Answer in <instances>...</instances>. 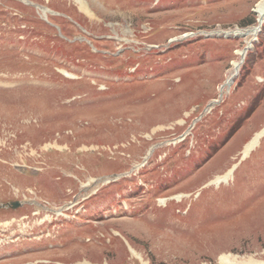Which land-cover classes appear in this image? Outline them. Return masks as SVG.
Returning <instances> with one entry per match:
<instances>
[{
    "label": "rangeland",
    "instance_id": "rangeland-1",
    "mask_svg": "<svg viewBox=\"0 0 264 264\" xmlns=\"http://www.w3.org/2000/svg\"><path fill=\"white\" fill-rule=\"evenodd\" d=\"M260 1L0 0V264L264 262Z\"/></svg>",
    "mask_w": 264,
    "mask_h": 264
},
{
    "label": "bare ground",
    "instance_id": "bare-ground-1",
    "mask_svg": "<svg viewBox=\"0 0 264 264\" xmlns=\"http://www.w3.org/2000/svg\"><path fill=\"white\" fill-rule=\"evenodd\" d=\"M80 5H82V4L80 3ZM83 5H84V4H83ZM256 11H257V13H258L259 26H255L254 28L249 29V30H246V31H241V33H243V34H248V33H249V34H250V33L255 34V33H257V32L259 31V27L263 24V21H264V0H261V1L258 3V5H257V10H256ZM240 53L242 54V56H245V54H246L245 51H242V52H240ZM234 65H235V71H239V68H240L241 64L238 63V62H236ZM228 83H230V79L228 80ZM258 137H259V134L256 135V137L251 141V143L249 142L250 144L247 146V148H245V149H246V151H244L245 154H247L248 151H249L251 148H253L254 144H256V142H257ZM135 167H138V165H136ZM230 174H231V171H230L228 174H226L224 177L218 178V179H217V182H220V181H224V180H226V178H227ZM106 179H109V178H105V180H106ZM100 180H101V179H100ZM105 180L102 178V180L100 181V183H101V184L104 183ZM98 183H99V179H89L85 186L90 187V188L93 189V186L96 185V184H98ZM97 191H98V190H96V189L94 188L93 193H92V194H89V196H92L95 192L97 193ZM178 197H179V196H178ZM159 202H160L161 204H163V203L167 202V198H161V199H159ZM70 204H71V203H70ZM74 205H75V203L72 204V205H69V207H67V209L72 208ZM221 260H222L223 263H233L232 260H231L230 258H228V257H224V256H223V257H221ZM78 263H79V262H78ZM76 264H77V263H76ZM80 264H85V263H80ZM259 264H264V262H263V263H259Z\"/></svg>",
    "mask_w": 264,
    "mask_h": 264
},
{
    "label": "water",
    "instance_id": "water-1",
    "mask_svg": "<svg viewBox=\"0 0 264 264\" xmlns=\"http://www.w3.org/2000/svg\"><path fill=\"white\" fill-rule=\"evenodd\" d=\"M16 206H18V203L17 202L13 203V207H16Z\"/></svg>",
    "mask_w": 264,
    "mask_h": 264
},
{
    "label": "trees",
    "instance_id": "trees-1",
    "mask_svg": "<svg viewBox=\"0 0 264 264\" xmlns=\"http://www.w3.org/2000/svg\"><path fill=\"white\" fill-rule=\"evenodd\" d=\"M255 21H256V19H255V17H254V19L251 21V23H254ZM251 23H250V24H251Z\"/></svg>",
    "mask_w": 264,
    "mask_h": 264
}]
</instances>
